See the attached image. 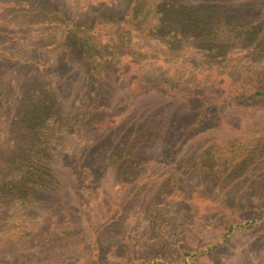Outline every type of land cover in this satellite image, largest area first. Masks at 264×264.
I'll use <instances>...</instances> for the list:
<instances>
[{"label":"rangeland","instance_id":"rangeland-1","mask_svg":"<svg viewBox=\"0 0 264 264\" xmlns=\"http://www.w3.org/2000/svg\"><path fill=\"white\" fill-rule=\"evenodd\" d=\"M103 1L0 0V139L13 141L0 144V226L26 227L0 240V264H264V101L210 107L187 128L190 104L137 89L146 75L224 87L218 65L264 62V0H182L218 7L219 53L190 32L171 47L149 22L124 43L95 20L94 63L112 62L98 82L70 35ZM48 155L40 186L30 160Z\"/></svg>","mask_w":264,"mask_h":264},{"label":"trees","instance_id":"trees-1","mask_svg":"<svg viewBox=\"0 0 264 264\" xmlns=\"http://www.w3.org/2000/svg\"><path fill=\"white\" fill-rule=\"evenodd\" d=\"M234 1L243 2V0ZM103 3V6H110L111 8H108L109 10L106 9L108 10L107 12H93V15H87L86 18L80 21V26L83 27L81 34L71 33L70 35L71 44L79 47L83 57V64L92 65L94 71L101 76V78L98 77L96 80L98 82L102 80L105 71H107V67H110L112 63L109 60L103 61V64L100 63V66L98 63H96L97 65L94 63V58H101L100 56H94L96 52H106L103 50L97 51L95 49L87 32L93 21H97L98 19L101 20V22L118 23L116 32L120 41L126 39L122 41L124 43L128 40V28H138L143 24L147 25L149 22L151 28H154L155 32L167 37V42L171 47H177L179 44L178 40L183 39L185 35L190 32L194 39L198 42H202L206 46L208 54L211 53L212 50H214L215 53H219L222 50L218 40L219 33L217 31V21H220L221 18L218 13L219 11L216 9L217 6L215 7L213 2L207 1L203 3L200 1L193 5L182 0H105ZM116 5H118V7ZM235 21L240 23L242 18L238 17ZM260 34L264 36V31ZM102 48L106 49L105 46ZM100 67L103 68L101 69ZM216 73L223 76L224 82L226 81L224 87H218V83H211L210 85H186L173 81L165 76L146 75V79L138 84L139 86L137 89L139 90L138 92L148 90L162 91L171 97L175 103L190 104V106H188V121L185 123L187 128L203 124L209 116L207 113L210 107L224 105L236 106L264 101V62L252 59L242 62H233L227 65L222 64L218 65ZM101 94L105 95V92L103 91ZM130 100L131 97L125 94H121L120 99H118V101H121L122 105L127 104ZM1 103H4L2 99ZM117 107L111 106L110 108H115L114 111L117 112V109L119 111V106ZM45 135L46 133L42 134L41 131H37L34 134L35 144H37V142H43ZM1 143L8 144L9 147V145L13 144V141L5 137V139H0V144ZM75 154H77V152ZM48 157L49 155L41 160H36L37 157H33L30 160V162H33L31 165L37 169V174H39L35 177V182L39 181L40 186L48 184L47 174H41V170H43ZM83 158L80 160V157L74 156L69 161V166L75 171L77 177H80L79 174L82 173L84 165H86V162H83ZM9 161L8 168H14L17 165V155L10 157ZM4 184L8 183H0V188L3 187ZM18 184L21 185L22 188L25 186L20 183V181ZM11 187L17 188V181H11ZM260 214L264 216V207L260 209L259 215ZM1 220L0 218V222ZM4 222L5 228L3 230V227L0 226V240L5 238L17 239L18 234L26 232V227L18 225L17 219H14L12 216ZM236 228H238V226L235 227L233 224H230L226 228V232L221 235V241L226 240L228 237L227 235L234 232ZM219 243L220 241L214 243L210 248H214ZM184 262L186 261H183V263ZM3 264L17 263L4 262Z\"/></svg>","mask_w":264,"mask_h":264}]
</instances>
